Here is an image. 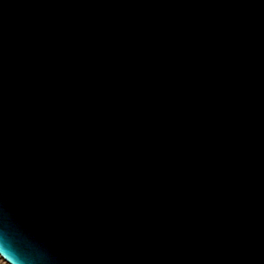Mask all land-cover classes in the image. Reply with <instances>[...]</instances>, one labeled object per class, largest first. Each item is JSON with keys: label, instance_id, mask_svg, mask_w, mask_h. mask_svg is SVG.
<instances>
[{"label": "water", "instance_id": "water-1", "mask_svg": "<svg viewBox=\"0 0 264 264\" xmlns=\"http://www.w3.org/2000/svg\"><path fill=\"white\" fill-rule=\"evenodd\" d=\"M13 246L35 264H264V0H0L17 264Z\"/></svg>", "mask_w": 264, "mask_h": 264}, {"label": "clouds", "instance_id": "clouds-1", "mask_svg": "<svg viewBox=\"0 0 264 264\" xmlns=\"http://www.w3.org/2000/svg\"><path fill=\"white\" fill-rule=\"evenodd\" d=\"M6 246H8V242H7V237L4 234L3 235V251ZM13 248H14V257H15L17 264H35L34 259L30 257L29 255H27L24 252V250L18 247H15V246H13Z\"/></svg>", "mask_w": 264, "mask_h": 264}, {"label": "rangeland", "instance_id": "rangeland-1", "mask_svg": "<svg viewBox=\"0 0 264 264\" xmlns=\"http://www.w3.org/2000/svg\"><path fill=\"white\" fill-rule=\"evenodd\" d=\"M0 264H8L6 261H4L1 257H0Z\"/></svg>", "mask_w": 264, "mask_h": 264}]
</instances>
